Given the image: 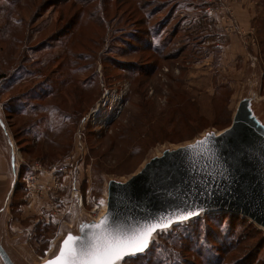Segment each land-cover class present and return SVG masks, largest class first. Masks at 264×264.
I'll list each match as a JSON object with an SVG mask.
<instances>
[{"label":"rangeland","instance_id":"374dc122","mask_svg":"<svg viewBox=\"0 0 264 264\" xmlns=\"http://www.w3.org/2000/svg\"><path fill=\"white\" fill-rule=\"evenodd\" d=\"M149 1L152 19L143 26L140 0H0V108L21 166L9 230L26 236L38 259L47 256L61 225L72 222L76 191L84 210L97 216L104 175L125 177L158 146L204 128H228L246 73L264 65L253 52L263 22L241 24L237 6L244 0ZM189 3L203 5L211 19L218 15L219 23L212 20L243 54L232 45L220 62L221 49L205 37L174 38L189 13L181 7ZM131 45L141 52L150 45L163 57L129 56ZM222 85L220 99L214 95ZM180 93L190 100L182 113ZM105 101H119L112 122L87 118ZM45 108L55 109L51 121ZM57 124L66 131L40 142L39 131ZM236 218L212 215L178 226L124 264H264V232Z\"/></svg>","mask_w":264,"mask_h":264},{"label":"water","instance_id":"95a60500","mask_svg":"<svg viewBox=\"0 0 264 264\" xmlns=\"http://www.w3.org/2000/svg\"><path fill=\"white\" fill-rule=\"evenodd\" d=\"M263 85V71L256 66L246 73L228 128L206 129L190 141L158 146L125 177L104 175L103 210L97 216L86 212L75 195L72 222L61 225L59 237L43 259L32 253L26 236L13 237L9 230L21 166L0 108V264H49L70 234L87 243L92 234L88 226L99 225L105 217L109 226L126 231L159 218H174L186 209L198 211L156 231L143 253L126 257L120 264L148 252L159 235L205 216H236L264 232Z\"/></svg>","mask_w":264,"mask_h":264},{"label":"snow or ice","instance_id":"6c2138e0","mask_svg":"<svg viewBox=\"0 0 264 264\" xmlns=\"http://www.w3.org/2000/svg\"><path fill=\"white\" fill-rule=\"evenodd\" d=\"M197 214L196 209H186L174 218H159L155 223H146L126 231L112 228L108 225L109 217H105L99 225L88 226L92 234L87 243L70 234L57 258L49 261V264H120L126 257L143 253L156 231H164L173 222H183Z\"/></svg>","mask_w":264,"mask_h":264},{"label":"crops","instance_id":"0c3cea01","mask_svg":"<svg viewBox=\"0 0 264 264\" xmlns=\"http://www.w3.org/2000/svg\"><path fill=\"white\" fill-rule=\"evenodd\" d=\"M140 1L145 2V4L140 7L142 12V17L139 21L140 24L144 26L147 25L149 21L152 19L150 16H148V12L150 11V9L148 8V4L150 1L149 0H140ZM189 4L192 5H190V7L188 8L181 7L183 10H186L189 13L186 16L182 15L183 19L179 22L178 29L176 28L177 30L175 31L174 38L182 37L184 39H187L189 37H192L193 39H197L200 36L205 37L211 45L216 44L221 49L220 62H221V58L223 56H226V54L231 50L230 47L232 45L236 47V51H238L240 55L243 54V50L239 45L236 44L235 38L230 39L229 37L223 34L220 25L215 23L209 17L203 5L197 3L195 4L189 3ZM174 13L175 11L169 15L172 17ZM237 13L241 24L244 26L250 25L252 21L254 23L255 19L257 20L262 19L263 27L259 31H257V36L259 39V47L256 51L253 50V52H255L254 55L258 57L260 64H264V0H244L243 3L237 6ZM191 16H193L194 18H191ZM187 21H190V24L188 26H185ZM122 30H123V35L129 34L125 31L124 28H122ZM158 36H161V33H158ZM131 46L134 49V51L131 54H129V56L139 55L141 53H151L157 55L158 57H163L159 52H152L150 45H147L146 49L143 52H141L138 48L133 47V45ZM6 52L9 57H17V56H12L8 51ZM1 56L2 54L0 55V64L2 61ZM231 58L234 57H230L229 60H231ZM244 63L245 61L238 60L236 65L239 64L242 66L244 65ZM145 65H150V64L145 63ZM259 66L264 74V65H259ZM0 69L1 71H3L1 66Z\"/></svg>","mask_w":264,"mask_h":264},{"label":"trees","instance_id":"16d2710c","mask_svg":"<svg viewBox=\"0 0 264 264\" xmlns=\"http://www.w3.org/2000/svg\"><path fill=\"white\" fill-rule=\"evenodd\" d=\"M217 52H218V50H217ZM2 78H4V77H2L1 75H0V80L2 79ZM1 86H3V85H1ZM226 90H227V88L225 87V85H222V86H219V87H216L215 88V95L214 96H218V98H220V99H222V98H224V96H225V92H226ZM68 94V96H69V93H67ZM228 94H231V91H229L228 90ZM179 97H180V102H179V107H181L180 108V112L182 113V111H183V108L185 107V105L186 104H189V99H188V96L187 95H185V94H182V93H180V94H177ZM212 101H216L215 100V98L213 97V100ZM81 107H82V103H81ZM80 107V108H81ZM54 110L55 109H50V108H45V110H44V113H48L49 114V117H46L48 120H50L51 121V119L53 118V112H54ZM57 112H59V115L60 116H62V113L60 112V111H58L57 110ZM186 119V118H185ZM69 120H70V118H69ZM187 124H186V129H187V132H191V131H193V125H192V122H186ZM218 126H221V123L219 124L218 123ZM227 127H225V126H223V129H221L220 131H222V130H224V129H226ZM31 129V127H28L27 129H25V133L28 131V130H30ZM207 129V128H206ZM59 130H63V131H66V127H64V125H60V124H57V125H55V126H52V129L51 130H44V131H39V136H37L38 137V139H39V141L40 142H43V141H47L48 143H50L51 141H52V139H53V137L54 136H56L57 134H58V131ZM205 131V128L203 129V130H201V131H198V132H196L195 134H194V136L192 137V138H189V139H181V140H179L178 142H175V144H180V143H183V142H186V141H190L191 139H194L197 135H199L200 133H202V132H204ZM28 134H31V132L30 131H28ZM183 135L180 133L179 134V138H181ZM15 199V196H14V198H13V200ZM13 200H12V202H13ZM240 221H242V219H239V218H236L235 219V221L234 222H240ZM229 222H230V220H229ZM237 223H231L230 222V225H231V227H234L235 228V226H237L236 225ZM251 225V224H250ZM252 226V225H251ZM252 227H254V226H252Z\"/></svg>","mask_w":264,"mask_h":264},{"label":"bare ground","instance_id":"6f19581e","mask_svg":"<svg viewBox=\"0 0 264 264\" xmlns=\"http://www.w3.org/2000/svg\"><path fill=\"white\" fill-rule=\"evenodd\" d=\"M118 103L119 101H114L113 103H110L108 105L101 104L100 106L95 108L87 118H90L92 122L94 121L95 123L100 121H102L103 123V120L108 116V114H110L112 110H114L113 108L116 107Z\"/></svg>","mask_w":264,"mask_h":264},{"label":"built area","instance_id":"2783aa9c","mask_svg":"<svg viewBox=\"0 0 264 264\" xmlns=\"http://www.w3.org/2000/svg\"><path fill=\"white\" fill-rule=\"evenodd\" d=\"M209 13H210V11H209ZM211 14V13H210ZM211 17H212V19L215 21V22H217V23H219L218 22V20H219V17H218V15H215L214 17L211 15ZM114 101H105V102H103L102 103V105H108V104H110V103H113ZM100 106V105H99ZM114 110H112L111 112H110V114H108V116L103 120V125H106L107 123H110V122H112L113 121V119H115V117L119 114V112L120 111H118V107H114L113 108ZM93 111V110H92ZM108 111V110H107ZM109 112V111H108ZM75 195H77L78 196V198H79V202H80V204L83 206V202H82V199H81V196H80V194L76 191L75 192Z\"/></svg>","mask_w":264,"mask_h":264}]
</instances>
